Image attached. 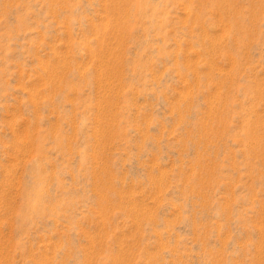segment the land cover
<instances>
[{"label":"rangeland","instance_id":"rangeland-1","mask_svg":"<svg viewBox=\"0 0 264 264\" xmlns=\"http://www.w3.org/2000/svg\"><path fill=\"white\" fill-rule=\"evenodd\" d=\"M0 264H264V0H0Z\"/></svg>","mask_w":264,"mask_h":264}]
</instances>
